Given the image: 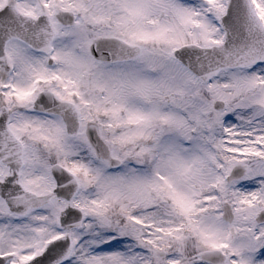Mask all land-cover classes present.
Listing matches in <instances>:
<instances>
[{
    "label": "snow or ice",
    "instance_id": "6c2138e0",
    "mask_svg": "<svg viewBox=\"0 0 264 264\" xmlns=\"http://www.w3.org/2000/svg\"><path fill=\"white\" fill-rule=\"evenodd\" d=\"M0 264H264V0H0Z\"/></svg>",
    "mask_w": 264,
    "mask_h": 264
}]
</instances>
